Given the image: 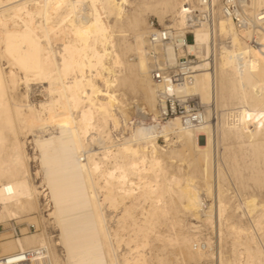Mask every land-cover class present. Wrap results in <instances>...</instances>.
Wrapping results in <instances>:
<instances>
[{
    "label": "bare ground",
    "instance_id": "obj_1",
    "mask_svg": "<svg viewBox=\"0 0 264 264\" xmlns=\"http://www.w3.org/2000/svg\"><path fill=\"white\" fill-rule=\"evenodd\" d=\"M135 1L0 0V225L30 221L0 235V264H264V201L229 192L202 106L264 103V0ZM146 11L160 27L140 31ZM151 54L190 78L156 85ZM160 92L197 97L199 121L163 119Z\"/></svg>",
    "mask_w": 264,
    "mask_h": 264
},
{
    "label": "rangeland",
    "instance_id": "obj_2",
    "mask_svg": "<svg viewBox=\"0 0 264 264\" xmlns=\"http://www.w3.org/2000/svg\"><path fill=\"white\" fill-rule=\"evenodd\" d=\"M138 1L140 0H136L134 5H138ZM126 9L128 11L132 10L129 7H127ZM145 14L142 17L143 18L142 23L139 26L140 31L146 32L148 29L147 25L148 23L149 25H151V22H153L155 28L160 27L158 18L152 11L151 12L146 11ZM127 34H128V36L126 37L127 44L133 45L134 41H133V38L131 37L132 32L130 31ZM119 50L121 51V53L122 52L125 53L123 50V46H120ZM124 57L129 60V63L133 62V61H130V59H132L133 57L132 52H128L124 54ZM132 82H133V89L131 90L129 89L126 91V98L128 100V104L135 103L141 106L142 101H145L144 93L141 90V87H139L138 82H135V80H132ZM248 84H250V81H248ZM257 95L259 96L257 92H251L250 88H248L247 94L245 95L246 97L240 94L239 92L225 93L223 98L219 102H217L216 106L212 107L213 109L210 106H204L202 103L201 104L203 106L204 111L211 110L209 111L210 118H211L210 124H212V129H214L213 131L214 134L212 133V142H211V154H212L211 158L213 160L221 159L220 160L221 162L219 161V163L225 175V185L227 188L230 189L229 192L238 190L240 193H248V194L252 193V194H255L257 197H259V199L264 201V156H263L264 155V138H263L264 137V120L262 117L259 118V121L257 123H254L251 120L255 116V114L264 111V103L260 99V96L258 98ZM194 98L198 100L197 97H194ZM217 110L219 114L217 113ZM241 116H243V118H242V121L240 120L239 122L238 118ZM225 117H228V118H225ZM224 121L225 122L228 121V123L230 122L234 123V125H236L234 131L233 129L228 130L227 124H225ZM144 122L145 124L149 126V128L150 126L155 125L153 123V119H151V121H149L148 123H146L145 120ZM156 125L155 126L157 127V129L159 128L161 131H165V130H169L172 127L171 126L172 122L169 121V123L163 126L158 125V124ZM223 131H227V132H223ZM232 134L234 135V137ZM161 141L162 139L158 140V143L159 145L161 144L162 146V144L164 145V143H162ZM29 149L30 147L28 148V151L29 153H31ZM31 169L34 172L35 167L32 165ZM34 182L35 184H38L37 180L36 181L34 180ZM227 184H229V186ZM34 215L36 216V214ZM26 222H30V221L28 220H23V221H18V222L11 221L7 223V224H10L9 226H7V224L5 226L0 225V235L3 234L7 236L9 235V233L11 234L12 231L8 229L10 226H13V231L15 232V234H18L19 229L24 228L25 226H28ZM28 229L30 230V232H33L34 230L33 226H29ZM45 229L47 233H49L52 236H55L57 234L56 231L51 227V225L48 224V222L45 225ZM40 231H42L41 227H40Z\"/></svg>",
    "mask_w": 264,
    "mask_h": 264
},
{
    "label": "built area",
    "instance_id": "obj_3",
    "mask_svg": "<svg viewBox=\"0 0 264 264\" xmlns=\"http://www.w3.org/2000/svg\"><path fill=\"white\" fill-rule=\"evenodd\" d=\"M154 25V24H153ZM189 39V41H188ZM151 42L166 43L171 40L169 29H161L156 34H151L149 37ZM186 41L191 42L190 34L186 35ZM152 61L150 62V77L152 81L159 86L164 87L166 91L183 84L190 78L191 70L188 67L186 58L181 59L179 65L169 66L161 60H157L151 54ZM160 115L163 119H168L174 115H179L183 120L197 123L200 119L201 107L194 98H186L184 101H179L172 95L167 93H158ZM162 103V105L160 104Z\"/></svg>",
    "mask_w": 264,
    "mask_h": 264
}]
</instances>
